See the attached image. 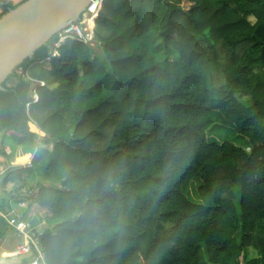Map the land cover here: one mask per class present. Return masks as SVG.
<instances>
[{"label": "trees", "instance_id": "1", "mask_svg": "<svg viewBox=\"0 0 264 264\" xmlns=\"http://www.w3.org/2000/svg\"><path fill=\"white\" fill-rule=\"evenodd\" d=\"M95 36L0 91V157L34 156L0 177V239L5 187L37 171L21 220L45 264H264V0H105Z\"/></svg>", "mask_w": 264, "mask_h": 264}, {"label": "water", "instance_id": "2", "mask_svg": "<svg viewBox=\"0 0 264 264\" xmlns=\"http://www.w3.org/2000/svg\"><path fill=\"white\" fill-rule=\"evenodd\" d=\"M93 0H27L0 18V91L36 52L79 22Z\"/></svg>", "mask_w": 264, "mask_h": 264}, {"label": "rangeland", "instance_id": "3", "mask_svg": "<svg viewBox=\"0 0 264 264\" xmlns=\"http://www.w3.org/2000/svg\"><path fill=\"white\" fill-rule=\"evenodd\" d=\"M98 49V44L95 41V47ZM19 74H22V71H19ZM223 80L220 76H217L215 79L216 85H221ZM34 126L35 124H31ZM36 129L37 126H34ZM30 131L38 134L43 137L45 134H40L36 130L32 129L29 125ZM208 137L211 141H215L217 143H232L239 147H247L249 143L246 139L241 137L237 131L232 128H227L222 125L214 124L208 130ZM250 151V149H248ZM33 155L24 154L21 149H18L14 155H10L7 158L0 157V177L11 167L19 166V167H31L33 161ZM24 163V164H23ZM43 181V177L36 171L29 175L27 179L23 183H16L15 185L11 184L5 187L6 192L15 193L18 198L11 203L12 213L10 211H6V213H11L10 215H2V219L7 222L8 218L11 216H22L26 211L28 203L25 202V194L27 191L33 187H35L39 182ZM200 188V183L191 182L183 187L184 192L192 198L195 202H200V197L198 195V190ZM2 225L0 226V229ZM23 238H21L17 232L8 226L5 231L4 236L0 239V264H28L30 262V258L34 260V257L30 256H13V253L17 250V248L23 245ZM253 250L250 253V257L255 255ZM4 254V255H3ZM30 257V258H29Z\"/></svg>", "mask_w": 264, "mask_h": 264}, {"label": "built area", "instance_id": "4", "mask_svg": "<svg viewBox=\"0 0 264 264\" xmlns=\"http://www.w3.org/2000/svg\"><path fill=\"white\" fill-rule=\"evenodd\" d=\"M104 1L105 0H93L79 22H70L68 24V27L57 36V40L54 44V51L48 61H51L52 58L58 56V49L67 41L77 42L86 46H95L96 22L102 11ZM95 16H97L96 19ZM28 79L33 81L29 77ZM44 86L45 83L40 84V87ZM38 101L39 96L35 91L33 95V102L30 105L37 104ZM7 222L9 227L13 228L17 234L23 238L24 243L17 248V250L13 253V256L31 255L30 257H34V260L29 264H45L44 254L39 250L38 243L33 240L27 223L21 220L20 216L10 217Z\"/></svg>", "mask_w": 264, "mask_h": 264}, {"label": "crops", "instance_id": "5", "mask_svg": "<svg viewBox=\"0 0 264 264\" xmlns=\"http://www.w3.org/2000/svg\"><path fill=\"white\" fill-rule=\"evenodd\" d=\"M24 1H26V0H0V15L2 14V12H3V6L4 5H6V4H8V3H12V4H14V5H20V4H22ZM30 124H32V123H30ZM35 126V125H34ZM4 255V254H3Z\"/></svg>", "mask_w": 264, "mask_h": 264}, {"label": "bare ground", "instance_id": "6", "mask_svg": "<svg viewBox=\"0 0 264 264\" xmlns=\"http://www.w3.org/2000/svg\"><path fill=\"white\" fill-rule=\"evenodd\" d=\"M97 18V16H95V19Z\"/></svg>", "mask_w": 264, "mask_h": 264}]
</instances>
